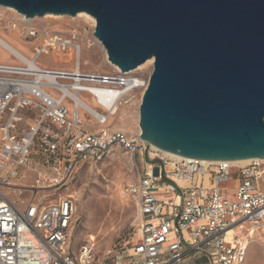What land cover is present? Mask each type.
Returning a JSON list of instances; mask_svg holds the SVG:
<instances>
[{
    "label": "built area",
    "instance_id": "2783aa9c",
    "mask_svg": "<svg viewBox=\"0 0 264 264\" xmlns=\"http://www.w3.org/2000/svg\"><path fill=\"white\" fill-rule=\"evenodd\" d=\"M33 20L14 10L7 23L21 40H40L32 59L0 43L18 62L0 63V264H244L253 237L246 231L227 239V233L245 222L252 224L253 236L264 230V191L258 183L264 176V160L244 166L172 160L139 137L129 139L121 131L109 130L108 120L134 92L143 94L148 79L118 69L109 74L82 71L78 32L61 35ZM92 38L88 48L96 43L105 53ZM51 53L73 58L72 68L36 64ZM80 94H86L98 110L77 104ZM66 101L72 106L70 114ZM79 109L94 125L82 122ZM116 147L146 153L157 164L147 166L125 188L137 206L141 242L99 263L90 259L85 247L77 256L65 252L74 227L73 197H59L48 205L35 199L65 187L80 165L100 163ZM20 169L35 173L30 187L13 185ZM232 170L239 177L229 200L220 194L219 185L229 180ZM205 176L211 178V188L202 185ZM4 189L17 198H10ZM24 193L29 197L21 199ZM170 233L173 241L165 245ZM199 258L203 261L197 263Z\"/></svg>",
    "mask_w": 264,
    "mask_h": 264
},
{
    "label": "water",
    "instance_id": "95a60500",
    "mask_svg": "<svg viewBox=\"0 0 264 264\" xmlns=\"http://www.w3.org/2000/svg\"><path fill=\"white\" fill-rule=\"evenodd\" d=\"M26 18L90 15L107 61L152 59L139 139L181 159L264 160V0H0ZM156 173V170H155Z\"/></svg>",
    "mask_w": 264,
    "mask_h": 264
},
{
    "label": "rangeland",
    "instance_id": "374dc122",
    "mask_svg": "<svg viewBox=\"0 0 264 264\" xmlns=\"http://www.w3.org/2000/svg\"><path fill=\"white\" fill-rule=\"evenodd\" d=\"M10 20H12L11 12H6L3 18H0L1 41L25 58L32 59L33 49L40 46V40L30 42L21 40L17 32L8 27L7 23ZM35 23L44 24L50 31L58 32L61 35H67L74 31L78 32L77 43L81 46L82 71L109 74L115 70L106 62L107 57L105 59V54L96 43L91 48L85 47L86 38L92 43L94 42L89 20L62 17L60 19L36 20ZM65 62L68 63L65 64ZM0 63L18 64L10 53L1 46ZM36 64L46 69L70 70L73 66V58L68 55L55 57L51 53L41 56ZM151 65L147 64L135 73L142 79H148L152 70ZM141 96L138 91L132 94L128 103L122 105L116 111L115 117L108 120L107 127L109 130L121 131L129 139L139 137L138 108ZM79 98L92 109L98 110L86 94H80ZM65 107L70 114L72 106L68 101L65 102ZM78 115L83 123L94 125L92 119L83 110L79 109ZM154 164L157 162L150 161L146 153H132L116 147L100 163L80 165L65 187L56 191L41 193L35 199V203L38 199H44V205H48L56 202L59 197L66 195L73 197L75 214L72 222H74V227L71 236L66 240L65 252L77 256L81 248L85 247L89 251L91 260L102 263L114 258L131 243L141 242L142 232L138 224L137 206L135 200L126 194L125 188L130 182L136 181L147 166ZM35 168L40 169L38 165ZM18 176L19 179L14 181L13 185L20 187H30L35 179V173L28 169H20ZM229 179L225 185V192L228 198L232 199L236 183L233 180L234 170L230 171ZM258 183L260 190L264 191V176L259 179ZM3 191L10 198H17L15 192L7 189ZM28 197L24 193L21 199ZM251 225V223L245 222L240 225L241 229L239 227L232 228L229 236H244ZM173 237V234L170 233L165 245L173 241ZM245 264H264V230L259 231L250 240Z\"/></svg>",
    "mask_w": 264,
    "mask_h": 264
},
{
    "label": "bare ground",
    "instance_id": "6f19581e",
    "mask_svg": "<svg viewBox=\"0 0 264 264\" xmlns=\"http://www.w3.org/2000/svg\"><path fill=\"white\" fill-rule=\"evenodd\" d=\"M6 12H11V13H12V12H14V10H13L12 8L0 7V16H2L3 14H5ZM62 17H69V16H57V15L46 14L43 18H37V17H34V18H32V19H34V20H38V21H41V20L46 19V18L60 19V18H62ZM69 18H71V19H73V18H74V19H78V18L80 19V18H83V19H85V20H89V21L91 22L90 28H91V36H92V31H93V28H94L95 21H94V19H93L90 15H88V14H86V13H79V14H77L76 16H74V17H69ZM34 20H33V21H34ZM51 32H55V31H51ZM83 32L87 34V32H86L85 30H83ZM92 37H93V36H92ZM0 43H1V45L6 46V48H8V49H10L11 51H13V52L16 53L15 50L11 49V48H10L8 45H6L3 41H1V39H0ZM90 43H91L90 40H89L88 38H86V45H85V47L88 48V44H90ZM80 48H81V46H80ZM104 54H105V53H104ZM59 56H60V55H59ZM104 56H105V59H106V55H104ZM80 61H81V54H80ZM106 62H107V63H108L113 69H115V70L117 69V67L114 66V65H112V64H110V63L107 61V59H106ZM152 62H153L152 59L146 61L143 65H141V66L137 67L135 70H133L132 73H135V71L140 70L142 67H144V66L147 65V64H148V65H151ZM77 100H78V101H77ZM77 100H76L77 104H79V102H80L81 104H83V105L86 106L87 108L92 109V108L89 107L85 102H83V101L81 100V98L78 97ZM128 101H129V100H128ZM128 101H125V103H124L123 105L127 104ZM162 153H163L164 156H166L167 158L172 159V160H180V159H181L180 157H178V156H176V155L168 154V153H165V152H162ZM224 163H226V164H230V165H235V166H244V165L249 164V163H250V160L236 161V162H224ZM247 231H249V234H248L247 237L252 238V237H253V230H252V229H248ZM230 234H231V232L229 231V232L227 233V239L230 237V236H229Z\"/></svg>",
    "mask_w": 264,
    "mask_h": 264
},
{
    "label": "crops",
    "instance_id": "0c3cea01",
    "mask_svg": "<svg viewBox=\"0 0 264 264\" xmlns=\"http://www.w3.org/2000/svg\"><path fill=\"white\" fill-rule=\"evenodd\" d=\"M238 177H239L238 172L234 171V179H233V180H235V182H236V183H235V186H234V190H235V188H236V186H237ZM229 180H230V179H229ZM229 180H228V181H229ZM228 181H227V182H228ZM199 182H200V181H199ZM201 182H202V185H203L204 187H206V188H211L212 185H213L212 180H211V178H210L209 176H205ZM225 185H226V182H225V183H222V184L219 185V191H220V194H221L223 197H225V198H227V199H229V200H232L233 198H232V199L228 198L227 193L225 192ZM260 189H261V188H260ZM260 191H261V190H260ZM255 235H257V233H256ZM246 254H247V253H246ZM245 260H246V258H245ZM199 261L202 262L203 259L199 258ZM244 264H245V262H244Z\"/></svg>",
    "mask_w": 264,
    "mask_h": 264
},
{
    "label": "trees",
    "instance_id": "16d2710c",
    "mask_svg": "<svg viewBox=\"0 0 264 264\" xmlns=\"http://www.w3.org/2000/svg\"><path fill=\"white\" fill-rule=\"evenodd\" d=\"M111 259H114V258H111ZM111 259H108V260H111ZM196 262H197V263H199V262H200V261H199V259H198V260H196Z\"/></svg>",
    "mask_w": 264,
    "mask_h": 264
}]
</instances>
